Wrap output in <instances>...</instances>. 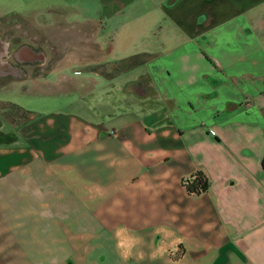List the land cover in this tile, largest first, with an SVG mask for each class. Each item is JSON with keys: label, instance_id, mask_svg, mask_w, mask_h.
Listing matches in <instances>:
<instances>
[{"label": "crops", "instance_id": "crops-1", "mask_svg": "<svg viewBox=\"0 0 264 264\" xmlns=\"http://www.w3.org/2000/svg\"><path fill=\"white\" fill-rule=\"evenodd\" d=\"M11 24L58 74L0 84L15 263L264 264V0H0Z\"/></svg>", "mask_w": 264, "mask_h": 264}, {"label": "rangeland", "instance_id": "rangeland-1", "mask_svg": "<svg viewBox=\"0 0 264 264\" xmlns=\"http://www.w3.org/2000/svg\"><path fill=\"white\" fill-rule=\"evenodd\" d=\"M22 28L27 29L29 34L27 35V34H25V32L22 33L20 31H18L17 30L18 28H16L15 24L14 25L13 24L8 25L6 28V31L3 30V32H0L1 33V35H0L1 39H3L6 42L7 41L10 42V45H8L6 47V52L8 55H3V57H2L3 60L5 62H7L8 67H7V69L0 70V84H5L6 86L9 87L15 83L19 84L18 82L21 80L25 83V85H29L31 83V86L33 84H35L36 87L37 86L43 87V86H45L44 81H46L47 79H54L56 77L58 78V76H57L58 74L55 75V73H51L49 71L54 64L52 62L53 57L49 58V56H47V59H44V61H40V60L35 59L33 61L20 62L14 55V49L16 47H18L19 44L20 45L30 44V41H31L30 37L33 35V33L36 32V30H34V29L31 30L30 28H27L26 25H22ZM4 33L7 34L8 40L5 38ZM39 39L42 41H41V43L39 41V43L37 44L38 45L37 50L47 52V48H46L47 42L44 41L43 35L41 33H39ZM61 81H62V84H64L65 80L64 81L61 80ZM74 83L76 85H78L77 83H79V80L76 79V81ZM47 86H50V88H48V89L45 88L46 90L52 89L51 88L52 85H47ZM83 90L84 89H82L80 87L78 90H76V93H78L79 91L83 92ZM60 91H61V89H60ZM122 91L126 92V89H123ZM5 95L7 97L13 98L19 102H23L27 106L34 105L33 103H35L36 105H40V106L44 105L45 107H47V104L50 101L48 99H43L46 97V95H44V94H39V93L38 94H30L27 92H21L20 88L18 90H15V91H8V93H5ZM108 97H105L104 99H109ZM120 99H119V101H120ZM124 100H125V98H124ZM40 101H44L43 105L40 104ZM122 105L124 106L125 104H122ZM33 109H35V108H33ZM0 203L2 204L3 201L0 200ZM0 213H1V208H0ZM0 221H1V223H2V221H3V223H5V218L2 216V213L0 214ZM29 234H30L29 232L24 233V238L26 236H28ZM2 235L3 236L4 235L10 236V239H7V241L5 239L4 240L0 239V256H2L4 254V252L6 253V256H7V258L0 257V260H1L0 264H37V263H30V262L15 263L16 257H19L22 253H23V255L25 253L29 254L31 248H29V246L24 247V248L19 247L20 244H17V246H15L14 245L15 244V242H14L15 232H11V233L0 232V237H2ZM22 238H23V233H22ZM60 251H61V249H58V248L56 249V256L58 254H60ZM5 259L7 260V263L2 262ZM39 264H42V263H39ZM55 264H68V263H55Z\"/></svg>", "mask_w": 264, "mask_h": 264}, {"label": "flooded vegetation", "instance_id": "flooded-vegetation-1", "mask_svg": "<svg viewBox=\"0 0 264 264\" xmlns=\"http://www.w3.org/2000/svg\"><path fill=\"white\" fill-rule=\"evenodd\" d=\"M26 34H29L28 32L26 33ZM30 38H32V36L30 37ZM31 41H32V39H31ZM31 41H30V44L32 45V43H31ZM8 45H10V42H8ZM10 47V46H9ZM5 55H8L7 53L5 54ZM14 55H15V57L20 61V62H24V61H26V62H28V61H33V60H40V61H42L41 59H38V58H26V57H23V55H22V51H20V52H18V54L16 55L15 54V49H14ZM0 60H1V62H5L4 60H3V58H0ZM7 63V62H6Z\"/></svg>", "mask_w": 264, "mask_h": 264}, {"label": "bare ground", "instance_id": "bare-ground-1", "mask_svg": "<svg viewBox=\"0 0 264 264\" xmlns=\"http://www.w3.org/2000/svg\"><path fill=\"white\" fill-rule=\"evenodd\" d=\"M5 52H6V47L4 45H1V43H0V58L3 57L2 55ZM7 67H8V64L6 62H1V60H0V70L7 69Z\"/></svg>", "mask_w": 264, "mask_h": 264}, {"label": "built area", "instance_id": "built-area-1", "mask_svg": "<svg viewBox=\"0 0 264 264\" xmlns=\"http://www.w3.org/2000/svg\"><path fill=\"white\" fill-rule=\"evenodd\" d=\"M170 253L174 257H178V256H180V255H182L184 253V249H183V247H181V246L178 245V246L170 249Z\"/></svg>", "mask_w": 264, "mask_h": 264}, {"label": "trees", "instance_id": "trees-1", "mask_svg": "<svg viewBox=\"0 0 264 264\" xmlns=\"http://www.w3.org/2000/svg\"><path fill=\"white\" fill-rule=\"evenodd\" d=\"M15 139H16V135L14 133L9 132L8 135L5 137V140L4 139L3 140L5 142H11V141H14ZM263 165H264V159H263ZM191 190H194V188L193 189L191 188Z\"/></svg>", "mask_w": 264, "mask_h": 264}]
</instances>
